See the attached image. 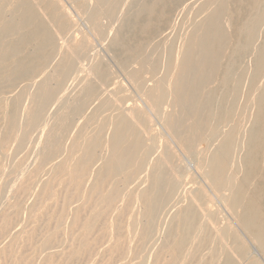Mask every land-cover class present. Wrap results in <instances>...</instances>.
Listing matches in <instances>:
<instances>
[{
	"label": "bare ground",
	"instance_id": "6f19581e",
	"mask_svg": "<svg viewBox=\"0 0 264 264\" xmlns=\"http://www.w3.org/2000/svg\"><path fill=\"white\" fill-rule=\"evenodd\" d=\"M86 1L84 3L82 1V4H85ZM94 1L105 5L108 4V0ZM175 1L177 2V0ZM192 1L189 0V3ZM89 2L91 3H88L89 5L86 7L87 12H91L90 9L96 5L95 3L92 6V0ZM163 2L159 1L158 4L149 3L147 5L146 9L149 18L147 17L145 22L139 25V31L142 35L157 34L161 24L172 21V17L168 18L166 12L162 9L163 7H160L164 4ZM180 2L181 6L178 4V7L182 9L184 1L180 0ZM159 3L162 5H159ZM82 4L80 6H83ZM38 6H42L43 9L38 10ZM7 10L9 15H6ZM98 10L96 9L97 14ZM180 12L179 14H181ZM96 13L93 14L95 15ZM169 13L170 15L172 14L171 11ZM185 13L183 12L186 17L183 18L182 23H179L180 26L177 25L180 33L178 37L175 39H170L172 37L167 38L165 42L163 41L164 43L158 39H156V44L150 45L149 43L150 50L152 49L150 55L153 56L147 62H145L146 59L137 60L144 53V41H141L144 42L142 44L136 39L139 43H136L135 40V44H129L131 47H127V43L124 44L120 40L121 38H118V32L116 31L117 33L112 38V44L119 47L122 50L121 52L126 54L127 60L138 61L140 67H136L137 69H133L134 71L132 67L129 69L132 70L129 75L131 80H129L142 91L148 109L162 121L166 131L179 144L183 152L190 155V157L195 155L197 169L201 173L200 176L206 179V183L211 187L215 195H219L217 197H220L219 199L224 203L226 210L231 213L238 228L247 234L252 243L264 255V0H194L193 3L187 6ZM85 16L87 17V15ZM175 18L177 17H174V22H176ZM70 20L58 0H0V102L8 101L3 96V91H1L2 88H5L3 85L12 88L18 82L22 83L25 80H28V84L33 87L30 102L26 103L27 105L31 103L34 106L32 109L42 108L47 100L50 101L52 99L51 96L56 89L63 88L62 86L67 83V80L72 75L75 65L81 63H78L81 58L79 56L78 60H74L76 49L79 46L81 48L80 43L75 42L72 44L71 41L70 45H67L66 42L64 47H59L57 62L45 70V76L39 79L38 82L33 80L32 75H34L36 65L42 60L46 50H52L56 45V40H59L56 39L58 38L57 35H60L58 29L67 23H71ZM177 26L175 25L174 27ZM53 27L57 28V30L54 29V33L51 29ZM5 34H11L14 38L13 42L7 41V37L5 41ZM166 35L168 36V34ZM153 38L155 39V37ZM29 46L33 47V50H28L27 47ZM146 47L148 46L146 45ZM50 50L48 51L50 52ZM164 52H166L167 58L162 63V68H159L161 65H159L161 53ZM125 54L121 53L124 57ZM9 59L11 63L8 64L7 60ZM85 61L90 63L86 58ZM80 66L78 72L84 68L83 66V68H80ZM86 67H88L87 72L89 76L93 77L92 79L95 77L100 82H103L106 73L103 74L102 64L101 68L99 66L95 67L94 63ZM148 73L151 74L148 80L151 82L149 85H147V79H144ZM108 74L107 76H110ZM83 75L80 78L85 77ZM51 76L54 77L53 83H51L52 80H50L51 82L49 81ZM101 76H103V80L100 79ZM36 77L38 76L36 75ZM90 78L88 80H86V77L85 79L81 78L77 82L84 83L82 89L80 88L81 92L84 91L83 97H85V100L83 102L87 106L90 103H97V105H95L96 103L94 104L95 109H92L93 105L89 108L94 111L86 115L85 118L84 116L81 117L84 118L82 122L79 123V120H77V124L70 118L68 119L67 116L64 119V115H62V118L59 117L61 119L59 125H57L58 122L57 124L54 123L58 128L56 129L57 126L53 125L56 129V133H54L58 137L64 134L65 137H62V139L68 138L67 146L63 147L60 144H56L57 142L54 143L53 138H51L53 132L51 134L48 132L42 148L44 151L47 150L48 160H57L52 162L55 163L53 166L55 167V172H50V174L61 176L60 174L65 172L64 181L71 183L73 185L72 188L76 189L80 185L86 184L89 195L98 196L99 198V201H97L99 202L97 203L99 205L98 208L96 205L97 210L90 217H86L87 220L84 223L82 234L84 235L85 232L89 233V231L91 233L97 218L103 214L108 215V218L111 217L108 223L109 226L103 223L105 225L104 230L109 231V234L114 237H117L116 235L121 237L122 233L126 235V237L124 236L125 238L128 236L127 243L129 246L125 243L127 247L125 250L126 254L124 253L125 255H123L121 253L124 256L123 259L133 258V262H127L126 260L127 264H239L241 262L243 264H257L254 259L247 258L249 252L248 248H246L247 244L245 245L240 233L235 229L233 230L228 221L221 228L217 227V222L221 223V213L219 214L220 217L218 216L220 221H217L215 219L217 213L214 214L216 207L213 210L208 207L210 199L207 192H205L206 190L204 191L201 186L199 189H194V187L193 189L186 187L180 189L178 184L181 180H184V185L191 183L192 177L188 173L185 175V179L180 177L179 172H172V176H168V172L175 169L173 166L175 164L172 163V153L169 150L171 146L169 147V142L165 139L156 140L157 136L159 138L157 131L156 138L151 135L150 126L149 128L145 126V120H151L150 116L148 117L147 113L139 109L136 104L138 108L131 107L128 111H124L125 113L119 111L123 109L124 105L118 110L116 108L118 104L114 107L111 105L114 100L112 99L110 102L111 97L108 94L103 95L109 97L110 100L106 97L109 100L108 103L103 96L99 95L101 91L97 93L99 88L96 87V91L95 88L93 89L97 83L92 85ZM106 81L108 82L109 79ZM105 92L102 93L104 94ZM126 95L129 96L128 94ZM116 96L119 95L115 94L114 97ZM74 97L77 96L74 95ZM121 98H124L123 95ZM121 98L118 97L117 99ZM20 99V95L16 93L11 105L8 104L10 106L8 108L5 107L7 110L5 115H3V119L6 129L3 136L0 135V141L7 140L13 134V130L18 128H15V125ZM75 100L78 102L77 98H74ZM79 100L81 101V99ZM122 100H118L121 101V103L119 102L120 107L124 103V99ZM83 102H81V105L84 104ZM8 103L10 102L8 101ZM23 104L21 107H23ZM109 104L118 113L116 115L113 114V117L109 114L112 109ZM84 108H82L84 110L82 112H85L86 108ZM0 109H2L1 105ZM30 109V107L26 109L27 115L24 119L28 125L32 124V121L36 118L35 113H33L35 111L32 110L31 112ZM40 109V112L36 110L39 115L41 110H44ZM86 111V113L89 112L88 110ZM82 115L84 114L82 113ZM20 116L23 118V115ZM59 118L57 117L56 120ZM39 119L37 118V120ZM20 127L23 128L22 126ZM23 129H20L21 132L25 131V128ZM52 129L54 131V128ZM103 134L106 138L102 143L100 138ZM56 140H61V138ZM157 141L162 143L161 147L158 146ZM204 143L206 148L202 149L201 145ZM99 147L101 148L100 151H98ZM63 153H65L64 157L61 158ZM41 155L43 156L45 153L41 152ZM41 162L39 161V164ZM43 163L47 162L44 161ZM52 163L50 165H53ZM37 165L36 167H38ZM95 165L96 169L94 170L93 167ZM40 168L36 170L37 173L41 171L42 168ZM50 174L49 177L52 176ZM54 178L56 179V177ZM45 179L47 180V178ZM49 181L50 179L48 181L43 180L40 184L37 182L38 186L35 192L39 191L33 200H37L38 195L41 196V194L44 195L45 193L51 200L52 191H48L47 186ZM55 181L57 182V180ZM180 184L182 187L181 182ZM60 185L62 184L59 183L58 187ZM66 186L68 185L64 187ZM130 186H133L132 189L129 188ZM73 190L70 189L72 192L71 198L74 194ZM65 191L68 192L67 190ZM55 193L57 192L55 191ZM79 195L80 193H78ZM78 196L76 195V200H79L80 197ZM64 197L65 201L66 198ZM49 198L45 199L49 200ZM88 198L86 199L88 200ZM124 199L128 202L125 205H118ZM73 202H71V205H74ZM31 203L30 206H32L28 208L29 216L27 220L35 224L40 216L43 215V206L40 208L41 205H38V203L42 204L40 202H36V205ZM93 203L95 205V202L92 201L91 204ZM94 205L90 208L95 209ZM68 207L70 210L71 207L69 205ZM104 208L106 209L104 210ZM210 208L212 207L210 206ZM77 209L81 208L76 207L71 214L74 215L75 219L77 218L78 223ZM91 211L93 210H90L89 213ZM89 213L88 215H90ZM124 215L127 217H123ZM122 218H125V220L122 221ZM102 221L105 222V220ZM56 222L55 224L59 221ZM80 223L82 225L83 222L81 221ZM58 227L60 228L59 225ZM61 229L59 230L61 231ZM156 232L161 233V235L159 236ZM62 233L65 234L64 232ZM20 234L19 238L16 237L15 240H13V237L11 240L14 242L11 241L13 243L10 242L7 246V250L10 252V249H13L12 251L16 255L20 254L21 252L18 250L24 247L19 246V244L26 235L24 234L25 236L22 238ZM82 234L79 235L78 233L79 236ZM53 236L44 238L40 247L38 246L40 252L44 251V249L49 250L48 248L51 247L53 242L52 239H54L52 238ZM3 242L4 244L8 243L7 240ZM133 242L139 243V246L138 243L131 244L132 247L138 246H136L137 248L134 247L135 249L130 248V243ZM21 243L23 244V241ZM85 243L82 242L81 246L85 245ZM156 243L157 245H160L159 243H162L163 246L166 245L163 249L166 247L167 254L166 257L165 255L163 256L167 260L162 258V263L159 261L162 260V256L159 253L163 254L164 250L159 253L158 250L157 253L159 255H157L156 250L161 247L154 248ZM13 244H15L14 248ZM54 246L52 245L51 248ZM73 249L71 250L72 254ZM120 249L121 251L123 250L122 248ZM154 249L156 250L154 251ZM76 250L74 249V252ZM4 251H0V264H4L3 261L6 256ZM35 251L37 250L35 249ZM79 253L75 252L73 258L76 255L80 256L81 253ZM43 254L41 255L42 258L41 256L39 257L41 259L39 261L44 262V260L48 259L47 255L49 254L47 253L46 257ZM16 255L13 254L15 258ZM51 255L52 253L49 256ZM39 258H37V261ZM123 264L126 263L124 262Z\"/></svg>",
	"mask_w": 264,
	"mask_h": 264
},
{
	"label": "rangeland",
	"instance_id": "374dc122",
	"mask_svg": "<svg viewBox=\"0 0 264 264\" xmlns=\"http://www.w3.org/2000/svg\"><path fill=\"white\" fill-rule=\"evenodd\" d=\"M53 1H55V0H53ZM58 1L60 2L61 6H62L64 12L67 14L68 18L71 19L70 20L71 23H67V24L63 25V27H61L63 30L61 28L58 29V33L60 35H57L58 38H56V39H59V40H56V45H55V47L52 48V50L48 49V50H50V52L48 50H46V52L44 53V57H43L44 60L42 58V60L39 62V64L36 65V68H35L36 71H35L34 75H32V78L34 81H37V82L39 81V79L43 78L46 74L45 70H47L53 63L55 64L57 62V60L59 58L58 57L59 56L58 55L59 54V51H58L59 47H64L66 44L70 45L71 41H72V44L77 42V43H80V45H81V48H80V46L78 47V49L80 48L79 53H78V49H76L77 52L75 53L76 55L74 58V60L79 58V57L83 58L81 61H80L81 58L79 60L77 59L78 63L79 62H81V63L75 65V69L73 70L72 75L69 77V80H67V83L64 86H62L63 88L61 89V87L60 88L58 87L59 91L56 89L55 93L51 96L52 99L51 100L49 99L50 101L47 100L48 102L46 101L45 102L46 104L43 105L42 108L40 107L41 109H44L43 110L44 112L40 108L32 109L34 106H32L31 103H30L31 105L28 104L29 106L26 104L27 102L28 103L30 102L31 95L33 93L32 92L33 87H31L30 84H28L29 83L28 80H25V82L22 81V83L18 82L12 88L3 85L5 88H2L3 90L1 89V91H3V96H5L7 98V100L10 102V103H8V101H4V103L0 102V105L2 108V109H0V135L1 136H3L5 129H6L4 126L5 124H4V119H3L4 118L3 115H5V112L7 110L6 108H8L11 105L13 97L16 95V93L19 94L20 98H21L20 102H19V108L17 109L18 110L17 122L15 125V128L16 127H18V128L13 130V134H11L7 140L0 141V251L5 250L4 253L6 255L3 263L4 264H119V263L123 264L125 262L127 264V262H131V261L133 262V260H132L133 258H129V259L124 258L123 259V257H124L123 255L126 254V252H125V250L127 249L126 244H127V246H129V244L127 243L128 242V240H127L128 236H127V238H125L126 235H124L122 233L123 237H122V235H120L121 237H119V235H116L117 237H114V236H112V234H109L110 233L109 231H107L106 229L104 230V228H105L104 226L108 225V223L110 221L109 219L111 218V217L108 218V215H103V214L101 216L99 215V217L97 218V221L94 225V228L91 230V233L89 231V233L85 232L86 235L82 234L83 228H84V223L87 220L86 217H90L91 214L95 210H97V208L99 206V205H97V203H99L97 201H99V198H98V196L94 197V195L93 196L89 195V193L87 191V185L86 184L80 185L79 186L80 188L78 187L79 188L78 191H77L78 188H76V189L72 188L73 185L71 183H69L68 181H64V179H65L64 176L66 174L65 172L60 174L61 176H59V175L55 176V174H50V172L51 173H53V171L55 172V170H54L55 167H53L55 165V163H52V162H56L57 160L56 161L48 160L47 159L48 155H46V153L48 154L47 150L44 151V149H42L44 147V141L46 140V137H47L46 134L48 135V132L50 134L53 132L51 138H53L54 143L57 142L56 144H58V145L60 144L63 147L67 146L66 143L68 142V138L66 137L65 138L66 140L62 139V137L63 138L65 137L64 134L59 135L60 137H58V135L55 136V133H56L55 131L58 128L57 125H59V121L61 120L59 117L62 118V115H64L63 116V119H64V117L67 116L68 119L70 118L72 121L75 122V124H77L78 123L77 120H79V123L82 122L84 120V118L86 117V115H88L89 113L94 111V110L91 111V109H89V108L92 107V105H93L92 109H95L94 104L96 102L90 103V104H88V106L85 104V102H83L85 100V97H83L84 91L81 92L82 91L81 89H82V86L84 83L81 84L80 82H77L81 78L85 79V77H86V80H88V78L91 77L90 78V80L92 81L91 84L96 85V83H97V85L94 86L93 89L95 88V91H96L97 88H99L97 93L99 91H101L99 94L101 97L103 95L108 94L109 97H111L110 98L111 100L109 99V97H107V96L106 97L110 100V102L112 101V99L114 101L116 99V101L118 103L115 101V104H114V101H112L113 104L111 102V105L116 107L115 105L118 104L116 107L118 110H119V108L121 109L124 105L123 109H121L119 111H123V112L125 111L126 112L129 109H131V107L132 108H138L139 107V109L144 110L143 112L147 113L148 117L150 116V119L152 121L151 120H149V121L145 120V124H146L145 126H147V128H149V126H150L151 135L154 136V138H156V136H157L156 131H157L159 138L157 136L156 140L158 139L161 141L162 139H165L167 142H169V147L171 146L169 148V150H170V153H172V163L175 164L173 166L176 170L172 167L174 170L169 171L168 176L169 175L172 176L171 175L172 172L173 173L179 172L180 177L184 178L185 175L188 173L190 175V177H192L191 178L192 184L188 183L187 185H189V186L184 185V182H183L184 180H181L180 182L182 183V187H181L180 182L178 184L180 189H182L184 187L192 188V189L194 187V189L195 188L199 189V187L201 186V188L204 189V191L206 190L205 192H207V195L209 196V199H210V202L208 203V207L211 210H213V208L216 207V209H214L216 211L214 214L217 213V216L215 219L217 221L221 220L220 224H219V222H217V224H218L217 227L221 228L228 221L231 228L233 230L235 229L236 231H238L240 233L241 239L243 238L245 245L246 244L248 245V246L246 245V248H248V251H249L247 258L248 259H254L257 262V264H264V255L260 252V250L256 247V245L254 243H252L251 239L247 236V234H245L243 231H241L238 228V226H237L233 216L231 215V213L228 212V210H226V208L224 207V203H222V201L219 199L220 197L219 198L217 197L219 195L216 196L214 191L211 189V187H209V185L206 183V181H205L206 179L203 176H200L201 173L198 172L197 159H195V155L194 156L191 155V157H190V155L183 152V149H181L179 144L177 142H175L173 140V138L170 136V134L168 133V131H166V128H165L164 124L162 123V121L157 117L156 114H154L153 112H151L150 109H148V107L146 106V101H145V98L142 94V91L140 89H138L134 85V83L132 81H130L131 79L129 78L130 77L129 75L131 74L130 71H132L133 69L136 70L138 67H140L139 63H138L139 59L140 60L146 59L145 62H147L149 59L152 58L153 55H150L152 53V51H151L152 49L150 50V45L156 44V39L160 40V42H163V41L165 42L167 40V38L172 37L170 39H175L176 37L179 36V34H180L178 31L179 29H177L180 26L179 23L181 24L183 21V18L186 17V15H185L186 14L185 13L186 8L188 5L193 3L194 0L190 3H189V0H186V1L181 0L182 2L184 1L182 3V9H181V7H178V4H180V6H181L180 0H177V2L175 0H171V1L170 0H163L164 2L161 0H156V1L155 0H135V1L134 0L133 1L132 0H129V1L128 0H108L107 5H105L104 3H96L94 0H92V6L95 5V3H96L98 8L96 7V5L93 6L92 8H94V9L91 8L90 9L91 12H87V10H86V7L89 5L88 3H91V2H89L91 0H87L88 2L86 0H79V1H76V0H58ZM82 1H83V3H84V1H86L87 4L86 3L82 4ZM159 1L161 3L162 2L164 3L163 5L166 8L161 3H159V5H162L160 7L161 8L163 7L162 9H163V11L166 12V15L168 18L172 17V21H167L166 23L161 24V26H162V27L160 26L161 31H160V29H158L157 34L153 33L154 35H148V34L146 36L142 35V33H140V31H139V25L141 23L145 22V20L148 17L146 7L149 3L150 4H152V3L158 4ZM174 1H175V3H174ZM109 3H111V4H109ZM80 4H82L83 6H80ZM166 4H167V6H166ZM176 4H177V6H176ZM107 6H109V7H107ZM167 8H169V9H167ZM37 9L41 10L43 8H42V6L41 7L38 6ZM83 9H85V10L83 11ZM96 9H99L98 14L96 13ZM142 9H144V10H142ZM172 9H174V10L172 11ZM101 10H102V12H100ZM85 11H86V13H85ZM103 11H104V13H103ZM167 11H168V13H169V11H171L172 16L170 15V13L168 14ZM175 11H177V13H175ZM182 11L185 13L184 14L185 16L183 15ZM8 12L9 11L7 10L6 15L8 14ZM179 12L181 14H179ZM87 13H89V14H87ZM93 13H96V14L94 15ZM83 14H84V16H83ZM85 15H87V17ZM181 15H183V16H181ZM122 17H123V19H121ZM174 17H177V18H175L177 23L174 22L175 21ZM167 20H171V19H167ZM166 24H169V25H166ZM175 25L176 26L179 25V26L174 27ZM168 26H170L168 28L169 30L167 29ZM171 26H172V28H171ZM51 29H52L53 33L55 32L54 29L57 30V28H55V27H53ZM164 30L165 31L167 30V32H165ZM116 31L119 34V35L117 34L118 38L119 39L121 38L120 40L124 44L127 43L128 45L129 44L133 45V43L135 44L136 39L140 42L144 41L145 44L147 43L146 45L148 47H146V45L143 44L144 42H141L144 46V50H143L144 53L142 54L141 58L137 59L138 61H136V60L134 61V60H130V59L127 60L128 58L126 57V54L124 52H121L122 50L119 47L112 44V38H113L114 34L117 33ZM165 33L168 34V36ZM160 34H161V36H163L162 38H160L161 37ZM10 35L11 34H5L4 40L7 37V39H6L7 41L10 40V42H13L14 38L12 37V35L11 36ZM169 35H173V36H169ZM156 36H158L159 38ZM153 37H155V39ZM63 40H64V42H63ZM137 40H136V43L138 42ZM68 42H70V43L68 44ZM160 42L158 41V43H160ZM149 43H150V45H149ZM127 44H126L127 47H131V45L128 46ZM27 48L30 51L33 50V47H31V46H29ZM30 48H32V49H30ZM161 49H162V47H161ZM96 52L99 55L98 58H97L98 55ZM121 53L125 54V57H124V55H121ZM48 54H49V56H48ZM77 54H81V55H77ZM147 57H148V59H147ZM85 58H86V60L88 59V61H90V63L85 61ZM166 58H167L166 52L161 53L160 62H159V65L160 64L161 65L159 66V68H162V63L165 62L164 60H166ZM50 59L52 60L51 61L52 63L50 62ZM7 61H8V64L11 63L10 59ZM96 61H98L100 64ZM87 63H88V65L89 64L92 65L94 63L95 67L99 66L100 68H101V64H102L103 70L102 69L101 70L103 71V74L106 73V75L105 76L103 75V76L106 80L109 79V81L107 82L103 78V76H101L100 79L101 80L104 79L103 80L104 84L107 83L109 85L105 84V86H104L103 82L102 81L100 82V80L98 78L96 79L94 77V79H92L93 77L89 76L88 72H87V68H88V67H86V66H88ZM8 64H6V65H8ZM41 64H42V66H41ZM128 65L130 66V68ZM79 66H80V68L84 67L83 70L80 69L83 72H81L80 70L78 72ZM123 66L124 67L126 66V67L124 68ZM45 67H46V69H45ZM131 67H132V70H129V69H131ZM42 71H44V72H42ZM80 73L81 74L83 73L84 75L83 74L82 75L85 77L80 78V76H82ZM107 73H109L110 76H107ZM160 73H161V70H160ZM40 74H42V75H40ZM148 74L145 75V77H144V79H147L146 81H148L150 79L151 74H149V75ZM36 75L38 77H36ZM48 75H50V74H48ZM111 76H113V77H111ZM53 79H54V77L51 76L49 81L52 80V82L51 81L50 82L53 83L54 82ZM73 82L76 83L75 86H74ZM149 84H151L150 81H148L147 85H149ZM21 86H22V88H21ZM109 86H110V88L108 89ZM118 86H119V88H118ZM16 87H17V89H16ZM14 88H15V91H14ZM122 88H124L123 90H125V89L126 90L123 91ZM111 89H113V90H111ZM117 89L119 90V92ZM29 90H31V91H29ZM18 91H21V92H18ZM107 91H108V93H107ZM5 92L8 94L6 95ZM102 92H105V93L103 94ZM113 92H114V94H113ZM12 93H14V94H12ZM81 93H83V94H81ZM118 93H120V94H118ZM72 94H73V96H71ZM115 94L119 95V96H116L117 98L118 97L121 98L122 95L124 98L117 99L116 97H114ZM126 94H128L129 96H127ZM8 95H10V96H8ZM22 95L23 96L25 95L24 96L25 98ZM74 95H76L77 97H74ZM103 97L106 99L105 96H103ZM27 98H28V101H27ZM74 98H77L78 102H76V100L74 101ZM78 98L81 99V101ZM127 98H128V100H127ZM108 99H106V100L109 103ZM122 99H124V103H122L121 104L122 106L120 107L119 105H120L121 101H118V100H122ZM51 101H52V103H50ZM81 102L84 103L83 105L86 108V110L89 111L88 113H86L87 112L86 110H85V112H82V111H84L82 109L84 107H82L83 105H81L82 104ZM122 102H123V100H122ZM23 103H25L26 105ZM8 104H10V105H8ZM22 104H23V107H21ZM95 105H97V103ZM111 105L109 104L110 108L112 107L109 114H110V116L113 117V114L116 115L118 113H117V110L116 109L114 110L113 106H111ZM2 106H4V107H2ZM25 106H28V107H25ZM29 107L31 108L30 109L31 112H32V110L35 111L33 113H35L36 118H35V120L32 121V124L28 125L25 123L24 119L27 115L26 109ZM22 108H24V109H22ZM124 108H125V110H124ZM20 109H21V111H20ZM39 109L41 110L40 115L38 114L40 112ZM46 109H47V112H46ZM22 110H23V112H22ZM36 110L39 112H36ZM21 113H23V114H21ZM44 113H46V114H44ZM80 113H81V115H82V113L84 115L81 116ZM111 113H112V115H111ZM119 113H122V112H119ZM42 114H43V116H42ZM20 115H23V118ZM83 116H84V118H81ZM57 117L59 118V119H57L58 121L56 120ZM37 118L38 119L40 118V119L37 120ZM80 119H82V120H80ZM20 122L24 123L23 125L25 127ZM57 122H58V124H57ZM54 123H56L57 125H55ZM27 125H28V127H27ZM53 125L57 126L56 129ZM20 126L25 128V131L21 132V130H24V129L21 128ZM52 128H54V131ZM17 130H19V131H17ZM23 132H25L24 135H23ZM19 136L20 137L23 136V137L20 138ZM60 138H61V140L55 141V139H60ZM105 138L106 137L104 136V134L101 135L100 139H101L102 143L105 140ZM160 141H157V142H158V146L161 147L162 143ZM201 148L202 149L206 148L205 143L201 145ZM100 149L101 148L99 147L98 151H100ZM41 152L45 153V155L42 156ZM64 154L65 153H63L61 158L64 157ZM38 159L40 162L42 161L40 164H39ZM44 161H46L47 163H43ZM48 163H49V166H48ZM51 163L53 165H50ZM42 164H43V166H42ZM45 164H46V167H45ZM36 165L39 168H40V166L42 168V169L40 168L41 171H39L38 173L36 170H38L39 168L36 167ZM93 169L94 170L96 169V165L93 167ZM185 171H186V173H185ZM49 174L52 175L51 176L52 178L49 177ZM45 175H47V176L45 177ZM62 176H63V178H62ZM54 177H56V179ZM57 177L60 179L58 180ZM45 178H47V180ZM42 179L44 181H48L50 179L47 186H48V191H52L51 200L47 196L46 193L44 195L41 194V196L38 195L37 200H33L36 198V195L38 194L37 192L39 191L38 190L37 192H35L36 191L35 189L38 186L37 182H39V184L42 183V181H43ZM53 180L54 181L57 180V182L56 181L54 182ZM62 181H64V182L62 183ZM59 183L62 185H60L58 187ZM66 183H68V184H66ZM35 184H36V186H35ZM55 184H57V185H55ZM190 184H191V186H190ZM65 185H68V186L64 187ZM84 186H85V188H83ZM132 187L133 186H130L129 188L132 189ZM66 188H68V189H66ZM53 189H54V192H53ZM70 189L71 190L74 189L73 190V193L75 194V195L73 194L74 198L76 197V195L78 196V193H80V195L78 196V197H80L79 200L78 199L76 200L77 197L75 198V200L73 197L72 198L70 197V196H72L71 195L72 192L70 191ZM65 190H67L68 192H66ZM84 190H85V192H84ZM55 191L57 193H55ZM69 192H71V193H69ZM53 193L55 196L53 195ZM67 194H68V196L66 197ZM64 195H65V197H64ZM85 196H88L90 199L88 197H85ZM63 197L66 198L67 201L66 200L64 201ZM41 198H42V200H41ZM45 198H49L50 201L48 199H45ZM70 198H71V200H70ZM86 198H88V200ZM94 198H95V200H94ZM96 198H98V199H96ZM83 199H84V201H82ZM91 199L93 202H95V205H94V203L91 204L92 203V201L90 202ZM73 200H74V202H73ZM44 201H45V203L43 204ZM124 201H125V203H124ZM31 202L34 204L36 202H40V203H42V204L38 203V205H41L40 208L43 206V208H42L43 209V215L40 216V218L36 221L35 224H33L30 220L29 221L27 220V218L29 216L28 208H29ZM71 202H73L74 205H71ZM127 202H126V199H124V200H122V202H119L118 205H120V204L125 205ZM48 204H50V205H48ZM65 204H67V205L65 206ZM90 204H91V206H90ZM38 205H37V207H39ZM68 205L71 208L72 207L73 208L72 209L70 208V210H69ZM93 205H94L95 209L90 208ZM96 205H97V208H96ZM210 206L212 208H210ZM74 207L75 208L76 207L81 208V209H77V211H78V223H77V218L75 219L74 215L71 214V212L75 210ZM99 209H103V208H99ZM105 209L106 208H104V210ZM90 210H93V211H91V213H89ZM23 212H24V215H23ZM212 212H214V211H212ZM88 213L90 215H88ZM219 214L221 217L219 216ZM86 215H88V216H86ZM102 216L103 217L105 216V218H103ZM218 216L220 217V220H218L219 219ZM123 217L126 218L127 216L124 215ZM125 218H122V221L125 220ZM222 218H223V220H222ZM74 219H75V221L73 222ZM79 219L83 222L82 225H80L81 221ZM101 219L105 220V222L102 221ZM106 219L108 220V222ZM55 222L60 226V228L58 227L57 224H55ZM97 223L99 226L97 225ZM103 223H105V225ZM122 223H124V222H122ZM61 225H62L63 229H61L62 228ZM75 226H77V227H75ZM70 227H71V229H70ZM74 228H76V229H74ZM59 229H61V231ZM69 229H70V231H69ZM32 230H34V231H32ZM108 230H109V228H108ZM25 232L26 233L29 232V233L26 234ZM62 232H64L65 234H63ZM20 233H22V234H20ZM78 233H79V235L80 234H82V235L79 236ZM19 234H20V236L22 235V238H23V236L26 235L22 240L23 244L21 243L22 241L19 244V246H24L26 249L24 247L21 248L22 251L18 250L21 253L19 252L20 254L16 255L12 251L13 249H10V252H9V250H7V246L11 241L15 240L16 237L19 238ZM156 234H158L159 236L161 235V233H158V232H156ZM46 236H47V238L49 236H53L52 238H54V239H52L53 242L51 244V247H52V245L53 246L55 245L54 247H55V249L56 248L57 249L55 250L54 247L53 248L50 247L51 249L48 248L49 250L44 249V251L46 250L47 252L41 251L42 253H44L43 254L44 256L47 255V253L49 254L52 251L51 252L52 255L49 256L51 253L49 255H47L48 259L44 260V262H43V261H39V260H41L39 257L42 255V253L39 251L38 246L40 247V245L44 241V238L46 239ZM155 236L157 237V235H155ZM13 237H14V239L11 240ZM81 237L82 238L84 237V238L82 239ZM4 239L7 240V242H8V243L6 242L7 244H4L3 241H6ZM26 239L28 242L26 241ZM87 239H88V242H87ZM24 241H25V245H24ZM13 242H11V243H13ZM82 242L85 243V245H83L84 247L81 246ZM79 243H80V248H79ZM136 243H138V242H136ZM136 243H134V242L130 243V248H132V249L134 247L137 248L139 246V243H138V246L135 245L132 247V245H131V244L134 245ZM159 244L160 245H157V243H156L154 245V248L157 249V248H159V246L161 248L157 249V250L154 249V251L156 250V253H157V251L159 250L158 251V253H159L160 251L164 250L162 252L163 254H161V252L159 254H160V256H162L161 259L163 258L164 260H167L165 258L166 254H167L166 253V247L163 249V247L166 245L163 246L162 243H159ZM156 245H157V247H156ZM14 246H15V244H13V248H14ZM85 247H86V250L84 251ZM117 247L122 248L123 252L121 251L120 248H117ZM73 248L77 249L75 251L77 254H78V252L81 253V254L79 253L80 256L76 255L77 257L75 256L73 258V255L75 253ZM35 249L37 251H35ZM72 249H73V254L71 253ZM57 251H58V253H57ZM36 252H40V253L37 254ZM33 253H35V254H33ZM158 253H157V255H159ZM13 254L16 255V258H15V256H13ZM163 255H165V257ZM71 256H72L73 260L71 259ZM160 256H159V258H160ZM249 256H250V258H249ZM17 257L21 258V259H18ZM78 257H79V259H78ZM167 257H168V255H167ZM37 258H39L38 261H37ZM41 258H42V256H41ZM163 259L159 260V261L162 263ZM126 260H127V262H126ZM243 262H245V261H243ZM239 264H243V263L241 262Z\"/></svg>",
	"mask_w": 264,
	"mask_h": 264
}]
</instances>
